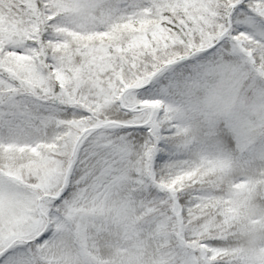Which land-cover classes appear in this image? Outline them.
I'll return each mask as SVG.
<instances>
[{"label": "snow or ice", "instance_id": "snow-or-ice-1", "mask_svg": "<svg viewBox=\"0 0 264 264\" xmlns=\"http://www.w3.org/2000/svg\"><path fill=\"white\" fill-rule=\"evenodd\" d=\"M0 264H264V0H0Z\"/></svg>", "mask_w": 264, "mask_h": 264}]
</instances>
